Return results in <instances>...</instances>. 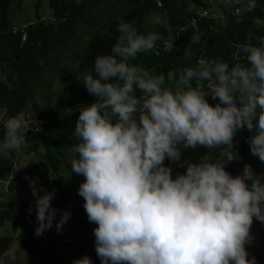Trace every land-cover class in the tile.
Returning a JSON list of instances; mask_svg holds the SVG:
<instances>
[{
  "label": "clouds",
  "instance_id": "obj_1",
  "mask_svg": "<svg viewBox=\"0 0 264 264\" xmlns=\"http://www.w3.org/2000/svg\"><path fill=\"white\" fill-rule=\"evenodd\" d=\"M46 1L57 28L56 17L64 22L76 11L57 14V0ZM66 1L72 7L81 2ZM224 2L256 8V0ZM200 7L192 13L205 18L208 11ZM132 8L130 0H87L72 33L59 28L65 43L51 52L45 71L65 64L79 69L85 63L74 58H90L93 70L75 78L95 97L76 105L71 143L53 148V159L64 166L61 181L70 186V202L52 205L55 189L48 191L41 177L40 186L26 177L34 197L20 190L14 200L0 202L9 210L0 217V264H22L13 244L28 254L30 264H257L247 246L254 240V220L264 223V46L236 44L221 57L202 53L193 65L154 75L136 64L149 53L158 55L154 48L162 37L125 22L122 16ZM19 30L12 27L14 34ZM180 37V31L169 36L165 49L172 51ZM63 50L72 58L59 64ZM192 55L187 46L184 56ZM0 66V73H8L0 80L6 86L0 107L3 148L18 149V155L29 149L24 160L35 165L42 160L34 143L42 146L37 135L42 122L30 111L27 84L35 91L40 84L27 72L13 73L2 58ZM241 130L250 133L249 146L239 145ZM201 148L207 152L198 153L196 161L182 160L187 149ZM166 160L186 171L173 177ZM73 210L84 223L73 219ZM27 233L29 245L19 239Z\"/></svg>",
  "mask_w": 264,
  "mask_h": 264
},
{
  "label": "trees",
  "instance_id": "obj_2",
  "mask_svg": "<svg viewBox=\"0 0 264 264\" xmlns=\"http://www.w3.org/2000/svg\"><path fill=\"white\" fill-rule=\"evenodd\" d=\"M10 1L0 0V63L2 58L13 73L27 72L29 77H33L32 80L38 81L40 84V91H35L33 85L28 83L27 97L30 98L32 105L30 111L34 113L36 119L42 122L39 125L40 130L37 135L48 160H38L33 169L35 174L42 178V184L48 185V191L51 192L52 188L55 189L56 199H53L52 205H59L64 201L70 202L66 199V194L71 189L67 183L61 181L64 166L53 159L56 158L53 155V148L58 147L61 143H71V139L74 137V126L79 115L76 105H82L84 102L89 103L95 99L94 96L89 95L82 83L75 78L85 70H93L90 68L91 59L87 60L77 55L74 61L79 65L85 63L82 68L75 69V67L65 64L66 67L61 66L55 70L58 74L56 82L61 88L60 93H57V89H54L52 79L50 81L45 77L41 79V76L45 74V66L51 65V52L65 43L64 35L58 34L59 28L64 29L65 35H70L83 16L87 0H81L78 3L79 6L75 7H72L66 0H57V6H55L57 14L68 8L76 9L74 14L67 17L64 22L55 16L58 19V28L54 23H48L40 17L39 10L41 9L42 0H38L35 6L36 20L25 28H20L17 34L12 32V26L10 25ZM130 1L133 3V8L128 11V14L127 12L124 13L122 19L125 22H131L133 26H137L141 31L156 32L162 37L161 40L157 41V46L154 48L155 53L157 52L158 55L147 52L149 55L142 57L140 63L136 64L144 67L154 75L167 71L168 67L171 69V66L175 69L178 67L183 69L186 66L195 64L204 50L211 51V54L207 55L210 58L221 57L222 50L219 47L230 45L231 42L234 43V45H230L233 48L236 44L264 46L261 44V41H264V0H258L254 10H245L241 14H238L241 6H232L231 12L226 13L228 23L224 25H220L215 20L198 17L195 13L191 14L187 9V3L182 0ZM193 1L198 7L203 4L202 0ZM159 2L162 6H159ZM154 12L168 16L171 31L163 25L152 22L151 14ZM193 19L197 20L196 23H193ZM153 24H155V28ZM178 31H180L181 37L174 47H169L172 51H168L165 49L163 42ZM24 33L27 34L26 42L22 40ZM116 37L114 36V38ZM187 46L191 47L193 53L190 59L184 56V49ZM225 62L230 66L235 64L226 58ZM5 90L6 86L0 83V107L1 102L5 100ZM28 93H30V96H28ZM237 135L240 136L239 145L249 146L247 141L250 133L247 130L238 131ZM206 152L200 150L199 155ZM238 152L241 157L240 160L245 164V153L240 150V146ZM13 163L7 157H0V178H5L13 172ZM165 163L172 167L173 177L186 171L184 167L180 166L179 168L182 170H179L170 161L166 160ZM226 170H229V164L226 165ZM5 216H9V210L2 205L0 207V217ZM72 217L74 220L84 223L78 210H73ZM14 223L19 222L14 220ZM19 239L23 244L29 245L31 235L29 233L23 234ZM0 250H2L1 244Z\"/></svg>",
  "mask_w": 264,
  "mask_h": 264
},
{
  "label": "rangeland",
  "instance_id": "obj_3",
  "mask_svg": "<svg viewBox=\"0 0 264 264\" xmlns=\"http://www.w3.org/2000/svg\"><path fill=\"white\" fill-rule=\"evenodd\" d=\"M188 5L187 9L189 12H193L195 9H203L202 7L196 6V3L193 0H184ZM37 0H25V1H20L16 0L15 3L12 5L11 8V15H10V25L12 27H20L24 28L23 26L27 25L29 22L35 21L36 20V9H35V4ZM192 2V3H190ZM190 3V4H189ZM194 3V4H193ZM258 3V0H256V4ZM48 2L45 0V4L39 10V15L41 18H44L47 20L48 23H54L55 20L51 19V12L50 8H48L46 5ZM203 7L207 9V14L206 17L207 19L215 20L216 22H221V23H228L226 21L227 19V14L228 12H231V7L225 6L224 0H203ZM183 10V9H182ZM246 9L241 5L240 10L238 14H241L242 11H245ZM151 20L154 23H157V25H163L166 27L167 30L171 31V27L169 26V19L166 14H160L157 12H154L151 14ZM176 20V19H175ZM177 21V20H176ZM187 21V18H186ZM57 26V25H56ZM155 28V24H153ZM172 37V35H170ZM209 42V41H208ZM211 42V41H210ZM176 43V39L172 40L168 46L171 47ZM230 45H234L233 42L230 43ZM229 44L225 46L219 47L220 50H222V54L227 53L228 50L234 49L231 47ZM71 48L73 49V45H71ZM203 54L210 55L211 51L209 50H204L202 52ZM63 57L70 59L72 58V55L67 52L66 50H63V53L59 55V64L60 63H66L67 61L63 59ZM8 76V73H6L4 70L0 73V80H6ZM45 76L50 79H52V83L54 84L53 87L54 89H58L59 85L56 82L57 80V73L54 69L49 68L47 71H45ZM38 90H40L38 88ZM215 101V100H214ZM216 103L218 101H215ZM4 111H0V115H3ZM30 140V138H29ZM36 148L39 150V157L42 159H47L48 156L45 157L46 152L43 150L44 148L38 143L37 140L34 141ZM3 142L2 138L0 136V157H7L10 160L14 162V167L16 173L8 179L6 182H2L0 184V202L5 201L7 199H13L15 195H18L20 190L24 191L25 196H30L34 197L32 193V189L30 187V180L26 179V177L30 179L37 180L38 186L41 184L40 177L37 176L33 172V166L34 163L30 162L29 160H24L27 159L26 154H28L29 149H26L25 151H20L18 155V149L12 150V149H4L3 148ZM201 149L198 150H191L187 149V154L184 156L182 155V160H197L198 153ZM12 152L14 154L12 155ZM59 161H64L61 156L57 157ZM36 158H33L32 160L35 161ZM17 169V170H16ZM38 178V179H37ZM44 188V187H43ZM7 189H9V193H7ZM44 192H41V195H43ZM71 197H74L75 201L77 200L76 194H71ZM31 200V198H30ZM252 235L254 237L253 243L247 246L248 252H249V258L255 257L257 264H264V223H261L258 220H254L253 226H252ZM70 243H74V240H70ZM19 244L12 245L11 250L16 251V254H19V260L21 261L22 264H30L28 261V254L20 250Z\"/></svg>",
  "mask_w": 264,
  "mask_h": 264
}]
</instances>
